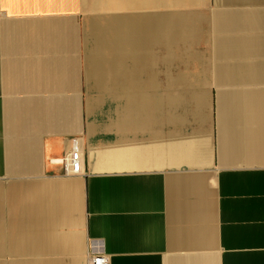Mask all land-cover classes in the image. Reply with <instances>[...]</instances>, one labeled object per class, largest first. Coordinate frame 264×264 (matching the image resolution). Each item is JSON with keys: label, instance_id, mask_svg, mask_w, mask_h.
Returning <instances> with one entry per match:
<instances>
[{"label": "crops", "instance_id": "0c3cea01", "mask_svg": "<svg viewBox=\"0 0 264 264\" xmlns=\"http://www.w3.org/2000/svg\"><path fill=\"white\" fill-rule=\"evenodd\" d=\"M98 251L264 264V0H0V264Z\"/></svg>", "mask_w": 264, "mask_h": 264}, {"label": "built area", "instance_id": "2783aa9c", "mask_svg": "<svg viewBox=\"0 0 264 264\" xmlns=\"http://www.w3.org/2000/svg\"><path fill=\"white\" fill-rule=\"evenodd\" d=\"M54 162L60 163L63 166L65 174L82 173V150L80 149V142L78 137L72 139V146L60 156H53L51 158ZM89 264H110L107 255L102 251H98L90 255Z\"/></svg>", "mask_w": 264, "mask_h": 264}]
</instances>
